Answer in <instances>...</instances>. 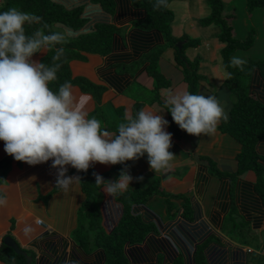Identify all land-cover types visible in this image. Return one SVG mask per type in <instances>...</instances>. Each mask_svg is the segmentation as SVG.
Listing matches in <instances>:
<instances>
[{
	"label": "crops",
	"instance_id": "0c3cea01",
	"mask_svg": "<svg viewBox=\"0 0 264 264\" xmlns=\"http://www.w3.org/2000/svg\"><path fill=\"white\" fill-rule=\"evenodd\" d=\"M57 2L70 10L84 7V15L88 19L83 28L85 33L93 31L99 23H114L122 28L119 37L121 48L105 56L83 53V60L75 59L69 63L71 78L80 83L78 86L72 85L74 94L77 97H90L87 104L89 117L101 108L107 119L103 125L115 130L123 121L125 113L134 116L139 110L146 109L160 112L158 114L169 121L166 131L172 133V126L176 123L167 111L165 100L170 92L189 91L183 68L176 62L175 50L167 49L160 59V69L166 76L169 87L157 92L156 82L147 70L148 64L142 61L154 48L139 54L134 51L130 20H118L116 14L107 13L91 0ZM200 19L202 18L195 15L180 18L175 16L173 35L177 39L187 35L200 41L198 47L189 48L186 52L191 61L196 58L201 60L198 71L199 92L215 95L229 114L233 102L230 100L231 92L225 85L222 61L219 58L224 45L218 39L217 27H203L199 23ZM199 27L211 29L208 34L202 35ZM158 45L160 44L155 46ZM49 53L50 51L37 53L32 59L42 62ZM113 80L119 81L120 85ZM97 87L101 88V96H97ZM251 90L260 93L258 87L253 86ZM262 92L263 94L258 96L263 98L261 100L264 103V91ZM220 124L214 135L207 136L188 134L177 125L180 131L178 137L172 136L170 151L175 157L169 168L152 170L145 155L125 164L95 163L90 166V174L95 172L107 181H114L119 177L121 170L127 168L134 180L126 191L133 187L139 188L140 191L152 190L157 184L159 190L149 197L146 208L163 218L167 230L163 236H169L180 247L182 254L186 255L183 246L195 253L196 248L213 237L216 241L210 243L209 247L218 245L219 254L227 260V264H264V239H260L261 249L258 252L250 245L245 246L239 240L226 235L224 231L228 223H231L232 216L237 215L251 229L264 233V189L262 192L258 191L256 183L260 178L253 171L236 177L224 174L216 178L214 168L221 172L235 173L238 169V156L242 151V145L230 134L222 132ZM257 153L260 163L264 166V142L257 146ZM51 164L52 161H48L33 166L16 161L5 153L4 142L0 141V192L5 193L8 199L7 207L0 208V252L12 249L5 244V239L9 237L16 242L20 250L32 258L29 264L35 259L36 264H48L44 261L50 264H97L96 255L100 252L93 256L88 255L72 237L79 226L80 211L87 199L80 171L67 166V175L79 176L81 182L65 191L56 186L57 169L52 168ZM137 177H143V180L137 181ZM95 196L102 227L110 234L119 225L124 206L117 200L116 194H108L101 187ZM175 204H178V213L175 208L172 213H177L176 216L169 219L163 217L165 212L161 213L162 208L170 212L168 208ZM185 206L188 209H185ZM187 210L188 213H184ZM138 214H147V209L140 205ZM38 220L43 221V226L38 224ZM25 226H31L33 231L26 233ZM208 249L205 251L207 256ZM1 255L3 254L0 253V264H8L6 256L3 255L2 259ZM254 255H259L263 261L253 258Z\"/></svg>",
	"mask_w": 264,
	"mask_h": 264
},
{
	"label": "trees",
	"instance_id": "16d2710c",
	"mask_svg": "<svg viewBox=\"0 0 264 264\" xmlns=\"http://www.w3.org/2000/svg\"><path fill=\"white\" fill-rule=\"evenodd\" d=\"M175 0H169L167 8L156 10L153 8L152 0H91L93 4L100 5L104 11L116 14L120 21L130 20L132 30V46L134 51L139 54L149 48H154L148 52L142 61L147 65V70L156 82L155 90L160 92L169 87L166 76L160 69V59L164 52L173 48L175 59L179 66L183 68L185 82L188 84L189 92L200 94V75L198 73L201 63L200 58L191 61L186 52L189 48L198 47V39L189 38L187 35L182 39H177L172 35V25L175 14L170 5ZM211 13L200 19L203 27L215 26L218 29V39L224 45L221 50L223 72L232 73L230 79H225L226 87L230 88L233 94V107L228 114L229 119L221 121L220 129L222 132L230 134L242 145V151L238 156V169L235 173L228 176H239L244 172L253 171L260 178L256 183L258 191L264 189V166L260 163V156L257 153V146L264 142V103L259 98V94L264 91V61L250 60L244 65V70L239 67H232L229 61L234 57L238 50L249 49L255 42V31L252 29L246 40L239 39L235 34L233 19L235 14H226V6L223 0H207ZM249 11L264 9V0H247ZM17 8L25 12H31L43 19L39 24L26 25V33L32 34L37 29L48 32L56 30L57 23L71 29L73 38L65 45V55L59 63L62 64L58 72V80L50 84L53 91H56L65 81H71L72 85L78 86L80 83L71 78L69 63L72 60H83V53L108 55L114 50L121 48L119 37L121 29L114 23H99L91 32H84L88 19L84 15V7L73 9L66 8L57 0H4L0 6V11H7L10 8ZM45 25L48 27L46 28ZM184 42L182 47L177 44ZM162 43V44H161ZM160 44L158 46H155ZM155 46V47H154ZM54 50L50 51L48 57L42 62L51 64ZM138 66V64H137ZM120 85L119 81L113 80ZM258 87L260 93H254L251 87ZM97 96L101 88L97 87ZM263 96V95H262ZM101 121H105L106 115L101 108H98L93 115ZM182 130V129H180ZM177 124L172 126V136L178 137ZM183 131V130H182ZM146 155V154H145ZM147 157V155H146ZM148 158V157H147ZM216 174V173H215ZM225 174L217 170L218 176ZM83 180V190L87 195L86 203L81 208L79 216V226L74 231L73 238L84 251L93 256L96 253L97 264H227V260L219 254L218 245L210 243L216 238H210L195 253L190 248L184 247L186 255L180 252L166 233L163 218L151 212L146 205L149 197L159 190L156 184L154 189L140 191L135 187L133 190L116 193L119 202L120 196L128 198V204L123 201L124 213L119 225L110 233L104 231L101 222L100 209L96 200V193L100 187L95 184V177L87 172L80 171ZM223 176V175H222ZM94 178V181L92 182ZM172 199V198H171ZM132 201L137 202L136 211H132ZM171 201V200H169ZM143 205L147 209V214L139 215V207ZM184 208V207H182ZM180 208V210L182 209ZM169 218H173L178 213H172L174 206L169 207ZM185 209L186 208L185 206ZM184 213H188L184 212ZM151 214V215H149ZM147 215V216H146ZM187 215V214H186ZM171 216V217H170ZM95 231L92 241L89 232ZM204 233V231H202ZM205 234V233H204ZM72 236V237H73ZM128 248V250H126ZM208 249V256L205 251ZM126 250V252H125ZM6 256L8 264H28L27 258L16 254L12 249L0 252ZM3 255H1L3 259ZM132 260V261H131ZM50 264L48 261H44ZM32 264H36V259Z\"/></svg>",
	"mask_w": 264,
	"mask_h": 264
},
{
	"label": "clouds",
	"instance_id": "9594fccd",
	"mask_svg": "<svg viewBox=\"0 0 264 264\" xmlns=\"http://www.w3.org/2000/svg\"><path fill=\"white\" fill-rule=\"evenodd\" d=\"M2 3L4 0L0 6ZM152 3L159 10L167 8L169 0ZM42 19L15 7L0 11V141L5 153L33 166L52 161L51 167L57 169L56 186L65 191L81 182L79 176L67 175V166L87 172L95 163L125 164L146 154L152 170L171 167L175 157L170 151L172 133L166 131L169 121L160 112L125 113L116 129L110 130L101 120L89 117L90 97H77L71 81L52 90L50 84L58 80L59 61L66 51L63 45L73 38V32L57 23L54 31L26 33V25L39 24ZM53 50L51 64L32 59L37 53ZM229 64L243 71L247 61L232 57ZM231 75L225 70V79ZM165 103L172 120L191 135H214L220 122L229 119L215 95L170 92ZM93 175L95 184L108 194L126 191L134 180L127 168L114 181ZM135 179L142 181L143 177ZM7 204L6 194L0 192V208ZM24 231L33 229L25 226Z\"/></svg>",
	"mask_w": 264,
	"mask_h": 264
},
{
	"label": "rangeland",
	"instance_id": "374dc122",
	"mask_svg": "<svg viewBox=\"0 0 264 264\" xmlns=\"http://www.w3.org/2000/svg\"><path fill=\"white\" fill-rule=\"evenodd\" d=\"M224 2L226 6V11H225L226 14H233V13L235 14V17L232 22L235 27L236 36L239 39L246 40L249 35V31H251L252 29H254L255 31L254 45L249 49L238 50L235 53L234 57H239L246 61H250L253 59L264 61V9L249 11L247 0H226ZM170 9L173 10L176 18L189 17L190 15H195V16H199V18H203V17H207L211 13V9L207 0H188L187 2H185L184 0H175L170 5ZM209 29L205 30L204 28L201 27L198 28L199 31L202 30L201 32L202 35L208 34ZM189 34L194 35L193 33H189ZM172 35H173V31H172ZM219 58L221 57L219 56ZM226 88L232 91L230 88L228 87ZM161 100H163V97L161 98ZM230 100L233 101V94L231 93H230ZM162 102L164 103V101ZM104 122L105 121H102V124H104ZM217 170L218 169L216 168H214L213 170V173L216 176V178H218L217 177L218 175H216ZM222 175L224 174H221L220 177H222ZM225 175L228 176L230 175V173L225 172ZM133 189L134 187L130 188V190ZM120 199L124 200L128 204H130L131 202L128 198L124 197L123 195L120 196ZM122 200L120 202L121 204H123ZM132 204L133 205L131 208L133 211L135 205H137V202L132 201ZM177 206L178 204L174 205L175 211H177ZM162 210L163 211H161V213L165 212L163 214L164 215L163 217L168 218L169 212L164 211V208H162ZM231 220H232L231 223H228V226L224 229L226 235L239 240L240 242L244 243L245 246L250 245L251 247L254 248L255 251L260 252L261 249L260 239L262 240L264 239V233L262 234L257 230L251 229L248 226V224L243 222L240 218H238L237 215H233ZM94 233L95 231L89 232V235H91L92 237V234L94 235ZM73 238L77 239L76 235H74ZM91 239L92 241L93 240L95 241L94 237H92ZM253 258H259L261 260L259 255H254Z\"/></svg>",
	"mask_w": 264,
	"mask_h": 264
},
{
	"label": "water",
	"instance_id": "95a60500",
	"mask_svg": "<svg viewBox=\"0 0 264 264\" xmlns=\"http://www.w3.org/2000/svg\"><path fill=\"white\" fill-rule=\"evenodd\" d=\"M182 45H183L182 42L177 44L178 47H182ZM5 244H6L8 247H10V248H12L13 250H15L16 253H18V254L23 255L24 257H26L27 260H28V264H29V262L32 261V258H31V257H28L27 254H26L25 252H23L22 250H20L19 246L16 244V242H15L12 238L7 237V238L5 239Z\"/></svg>",
	"mask_w": 264,
	"mask_h": 264
},
{
	"label": "built area",
	"instance_id": "2783aa9c",
	"mask_svg": "<svg viewBox=\"0 0 264 264\" xmlns=\"http://www.w3.org/2000/svg\"><path fill=\"white\" fill-rule=\"evenodd\" d=\"M2 1H3V0H0V3H1ZM38 224L43 225V221H42V220H38ZM249 252H251V250H249Z\"/></svg>",
	"mask_w": 264,
	"mask_h": 264
}]
</instances>
